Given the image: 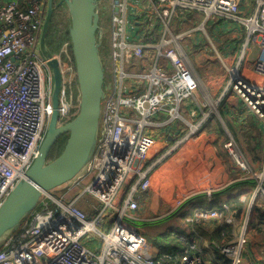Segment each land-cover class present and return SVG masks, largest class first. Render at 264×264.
Wrapping results in <instances>:
<instances>
[{
    "label": "built area",
    "instance_id": "built-area-1",
    "mask_svg": "<svg viewBox=\"0 0 264 264\" xmlns=\"http://www.w3.org/2000/svg\"><path fill=\"white\" fill-rule=\"evenodd\" d=\"M48 1L0 0V208L26 179L53 114L54 75L40 50ZM241 1L98 0L97 38L101 57L105 47L108 56L102 57L105 97L96 152L74 180L45 193L38 208L4 240L0 264H211L197 239L179 256L164 254L157 259L150 253L155 247L130 221L138 220L151 174L172 153L160 147V131L185 121L180 112L185 102L214 107L187 54L189 32H177L176 21L200 14L201 31L208 23L244 27L245 48H258L254 71L264 79V0H258L256 15L249 17L241 14ZM103 14L109 16L108 37ZM53 58L63 77L58 120L62 126L77 117L81 106L69 35ZM228 73L226 90L264 122V82L249 81L236 67ZM191 128L193 134L198 130ZM225 149L246 178L260 183L257 191L264 195L262 177L250 168L231 135ZM229 209L227 203L200 208L187 223L221 219ZM235 220L231 212L224 217L232 227ZM248 230L246 221L232 241L218 244L215 251L229 264H243Z\"/></svg>",
    "mask_w": 264,
    "mask_h": 264
},
{
    "label": "crops",
    "instance_id": "crops-1",
    "mask_svg": "<svg viewBox=\"0 0 264 264\" xmlns=\"http://www.w3.org/2000/svg\"><path fill=\"white\" fill-rule=\"evenodd\" d=\"M257 11L258 0L241 1L242 15L249 17L256 15ZM63 14L66 15L65 12ZM203 21V15L192 14L187 21L178 19L175 29L177 32H189L185 40L186 49L205 89L216 101L214 107L207 109L196 103L194 106L192 101L185 102L180 111L185 121L180 126L174 123L160 131V147L164 148V153H172L151 174L148 195L149 200L153 197L154 201L150 212L157 214L160 204L171 206L170 211L174 214L184 207V213L180 212L179 215H185L186 222L181 227H173V232L180 234L187 230V221L196 210L227 203L234 210L232 213L236 218L234 237L241 225L248 221L249 243L243 254V264H264V231L259 229L264 226V206L257 203L259 198L264 197L257 191L260 183L256 179L246 178L224 150L229 137L226 138L228 122L234 131H231L232 138L237 143L242 141L244 149H241L250 168L262 177L264 187V122L256 121L239 98L226 90L229 85L228 70L235 67L249 81L264 82L254 71L259 50L251 45L245 48L248 35L244 27L227 22L208 23L205 31H201L198 28ZM102 22L108 37V14L102 15ZM191 125L198 126L194 134L191 133ZM145 211H141V214ZM154 218L156 216L148 217L151 220ZM145 220L138 218L139 222ZM143 230H146L145 226H141L139 231L146 237ZM164 232L162 230L160 234ZM201 232L197 236L207 260L211 264H224L214 255L215 246L219 243L214 226ZM149 244L152 245L151 242ZM174 247L177 248L176 252L167 254L179 256L186 245L175 243ZM153 250L150 253L158 257L160 250Z\"/></svg>",
    "mask_w": 264,
    "mask_h": 264
},
{
    "label": "water",
    "instance_id": "water-1",
    "mask_svg": "<svg viewBox=\"0 0 264 264\" xmlns=\"http://www.w3.org/2000/svg\"><path fill=\"white\" fill-rule=\"evenodd\" d=\"M69 13L68 34L72 43L81 93L80 112L66 125L59 126L63 77L59 62L47 47V34L57 9ZM98 0H49L40 38V50L54 75L53 114L39 155L0 208V245L35 211L45 193L74 180L92 160L98 144L102 101L105 97V68L97 38L100 15ZM68 135L60 156L49 162L57 141Z\"/></svg>",
    "mask_w": 264,
    "mask_h": 264
},
{
    "label": "trees",
    "instance_id": "trees-1",
    "mask_svg": "<svg viewBox=\"0 0 264 264\" xmlns=\"http://www.w3.org/2000/svg\"><path fill=\"white\" fill-rule=\"evenodd\" d=\"M106 21V19H105ZM68 36V33H60L58 26L54 23V21H51L48 34H47V47L52 53H56L61 45V43L65 40V38ZM108 56V49L102 52V57ZM257 121V120H256ZM68 140V135H63L54 146L53 150L51 151V154L49 156V162L53 161L55 158L61 155L63 152L66 143ZM259 205L261 207L264 206V197L258 199ZM258 206V204H256ZM230 206V205H229ZM259 206V207H260ZM206 209V208H202ZM211 209V208H210ZM234 210L230 207L229 211H224L223 217L221 219H213L209 221H202L198 224L192 225L191 223H187V230L182 231L180 234L172 232L171 234H159L152 238H149V242L151 244L160 250V254L157 257L159 259L163 254L176 252L177 248L174 247L175 243H183L186 246L190 245L193 240L197 239L199 246L201 247L200 239L198 238V234L202 233L201 231L205 228V225L214 226V230L218 236V244H223V242L228 243L232 241L235 237L233 234V228L232 226H229L225 223L224 217L229 215V213L233 212ZM261 231H264V226H261L259 228ZM190 230L191 232H195L192 234H187V231ZM187 239V240H185ZM1 248V245H0ZM202 249V248H201ZM203 251V250H202ZM205 255V254H204ZM215 256H217L218 259L223 260L224 264H229L228 260L223 257L218 252L214 253Z\"/></svg>",
    "mask_w": 264,
    "mask_h": 264
},
{
    "label": "rangeland",
    "instance_id": "rangeland-1",
    "mask_svg": "<svg viewBox=\"0 0 264 264\" xmlns=\"http://www.w3.org/2000/svg\"><path fill=\"white\" fill-rule=\"evenodd\" d=\"M57 1L58 0H56V2ZM64 12L66 13V15L63 14ZM53 21L58 26L60 33H68L69 26H70V19H69V13H68V11H67V9L65 7H64L63 10L62 9H60V11L57 10V12L55 13V15L53 17ZM106 49L107 48L105 47V49L103 51H105ZM187 54L190 56V54H189L188 51H187ZM196 70H198V69H196ZM201 81H202V79H201ZM202 84L204 86V83H202ZM212 101H213V99H212ZM214 101H216V100L214 99ZM214 101H213V103H215ZM193 105L195 106V103H193ZM226 124H227V126L229 128L227 130V133H226V138H227L228 135H231L232 136V133L234 131L232 130V128H231V126H230V124L228 122ZM231 131H232V133H231ZM236 137L239 138L238 135H236ZM241 142L242 141L239 140V142L238 143L236 142V143H237V145L239 147H241V148L243 147L242 149H244V145H242ZM225 144H224V150H226L225 149ZM226 152H227V150H226ZM152 198H151V200H149L150 199V196L149 195H146L140 201V205H141L140 206V209L141 210L137 213V218L146 219V220L144 222H139L138 220H136V221H130V223H132L133 225H135L139 229L141 228V226H145L146 230H143V232H144L145 236L148 238V240H149V238H152V237L156 236L157 234L159 235L162 230L165 231L164 232L165 234H171L173 232V227L174 228L181 227L183 225V223L186 222L185 221L186 216L185 215L183 216L182 214L179 215L180 212L184 213V211H183V208L184 207L181 208L179 212H177L176 214H174L172 211H170L171 210V206L164 205V204H160V206L158 205L160 208H159V211L157 212V214L150 212L152 210V202L154 201V200H152ZM86 204H87V202H85V201H83V203L81 204V207L82 208H85V210L88 207V206H86ZM143 210H146V211L143 214H141V211H143ZM151 215H153V217L156 216V218H154L152 220L151 219H148V217H150ZM186 215L188 216V214H186ZM207 221H209V220H207ZM162 225L165 226V227H163ZM204 227L205 228H208L209 226L208 225H205ZM205 259L207 260L206 257H205ZM208 262H210V261H208Z\"/></svg>",
    "mask_w": 264,
    "mask_h": 264
},
{
    "label": "flooded vegetation",
    "instance_id": "flooded-vegetation-1",
    "mask_svg": "<svg viewBox=\"0 0 264 264\" xmlns=\"http://www.w3.org/2000/svg\"><path fill=\"white\" fill-rule=\"evenodd\" d=\"M64 7H62V8H59V9H57L58 11H60V9H63ZM57 12V11H56Z\"/></svg>",
    "mask_w": 264,
    "mask_h": 264
},
{
    "label": "clouds",
    "instance_id": "clouds-1",
    "mask_svg": "<svg viewBox=\"0 0 264 264\" xmlns=\"http://www.w3.org/2000/svg\"><path fill=\"white\" fill-rule=\"evenodd\" d=\"M69 35V34H68Z\"/></svg>",
    "mask_w": 264,
    "mask_h": 264
}]
</instances>
